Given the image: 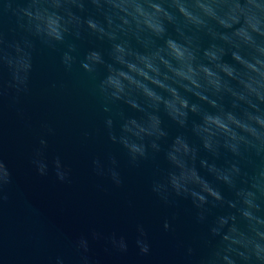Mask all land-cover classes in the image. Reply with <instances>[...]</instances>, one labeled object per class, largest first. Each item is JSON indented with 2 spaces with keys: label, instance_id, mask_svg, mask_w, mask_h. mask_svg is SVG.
<instances>
[{
  "label": "clouds",
  "instance_id": "clouds-1",
  "mask_svg": "<svg viewBox=\"0 0 264 264\" xmlns=\"http://www.w3.org/2000/svg\"><path fill=\"white\" fill-rule=\"evenodd\" d=\"M38 46L59 52L66 72L79 66L105 114L107 139L128 166H153L158 200L191 201L206 224V251L194 264H264V0H0V101L29 92ZM39 145L32 164L43 176L47 139ZM52 164L66 181L68 166L59 156ZM92 165L123 184L116 154ZM10 182L0 158V202ZM91 237L129 250L124 234ZM134 244L140 255L151 251L142 223ZM75 247L78 264H92L89 239L79 237ZM52 264L66 261L57 256Z\"/></svg>",
  "mask_w": 264,
  "mask_h": 264
},
{
  "label": "water",
  "instance_id": "water-1",
  "mask_svg": "<svg viewBox=\"0 0 264 264\" xmlns=\"http://www.w3.org/2000/svg\"><path fill=\"white\" fill-rule=\"evenodd\" d=\"M9 25L5 19L6 30ZM59 55L38 46L29 92L18 100L6 95L0 101V158L11 173V182L3 186L7 199L0 202V264H52L57 256L66 264H78L75 242L81 236L89 239L92 264H194L206 251V224L197 222V210L187 199L175 206L158 200L150 191L153 166H128L119 146L107 139L105 114L91 82L79 66L66 72ZM165 123L170 137L176 135L179 129ZM41 137L48 141V171L43 176L32 164ZM109 153L119 160L124 181L119 187L93 170L92 160L100 157L107 164ZM56 156L70 169L66 181L55 175ZM160 163L166 166L162 154ZM201 174H206L203 169ZM165 220L170 230L164 229ZM138 223L149 233L151 251L146 256L134 244ZM93 231L126 235L128 252L112 250L103 239L93 240ZM189 247L194 249L192 258Z\"/></svg>",
  "mask_w": 264,
  "mask_h": 264
}]
</instances>
